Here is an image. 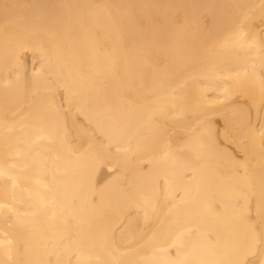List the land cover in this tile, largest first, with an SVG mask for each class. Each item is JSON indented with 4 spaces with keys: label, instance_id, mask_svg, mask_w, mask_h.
Returning a JSON list of instances; mask_svg holds the SVG:
<instances>
[{
    "label": "bare ground",
    "instance_id": "6f19581e",
    "mask_svg": "<svg viewBox=\"0 0 264 264\" xmlns=\"http://www.w3.org/2000/svg\"><path fill=\"white\" fill-rule=\"evenodd\" d=\"M0 264H264V0H0Z\"/></svg>",
    "mask_w": 264,
    "mask_h": 264
}]
</instances>
